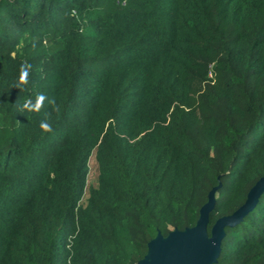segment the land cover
<instances>
[{"label":"trees","instance_id":"16d2710c","mask_svg":"<svg viewBox=\"0 0 264 264\" xmlns=\"http://www.w3.org/2000/svg\"><path fill=\"white\" fill-rule=\"evenodd\" d=\"M263 176L264 0H0V264H140ZM215 264H264V193Z\"/></svg>","mask_w":264,"mask_h":264},{"label":"water","instance_id":"95a60500","mask_svg":"<svg viewBox=\"0 0 264 264\" xmlns=\"http://www.w3.org/2000/svg\"><path fill=\"white\" fill-rule=\"evenodd\" d=\"M218 189L219 186L209 193L195 227L173 231L167 237L158 234L149 243V252L140 264L217 263L226 229L238 226L254 210L264 193V176L250 189L246 202L233 214L218 219L209 233L210 213L216 205Z\"/></svg>","mask_w":264,"mask_h":264},{"label":"clouds","instance_id":"9594fccd","mask_svg":"<svg viewBox=\"0 0 264 264\" xmlns=\"http://www.w3.org/2000/svg\"><path fill=\"white\" fill-rule=\"evenodd\" d=\"M26 82H27V72L22 69V73H21V77H20V83L23 84ZM44 99H45V97L43 95L37 96V104L36 105H32L30 100H26L25 101V108L28 111H33V110L38 111L40 109V107L42 106V102ZM40 127L45 132H51L52 131L51 125L46 121H42Z\"/></svg>","mask_w":264,"mask_h":264},{"label":"rangeland","instance_id":"374dc122","mask_svg":"<svg viewBox=\"0 0 264 264\" xmlns=\"http://www.w3.org/2000/svg\"><path fill=\"white\" fill-rule=\"evenodd\" d=\"M210 77H214L213 74H210ZM90 166V173L88 177V187L87 192L84 198V201H86L88 196V191L91 187H97L98 186V176H99V170H98V164L95 160V156H92L89 162Z\"/></svg>","mask_w":264,"mask_h":264}]
</instances>
